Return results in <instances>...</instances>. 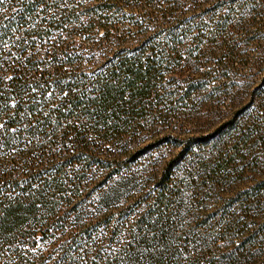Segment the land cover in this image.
Segmentation results:
<instances>
[{
  "label": "rangeland",
  "instance_id": "374dc122",
  "mask_svg": "<svg viewBox=\"0 0 264 264\" xmlns=\"http://www.w3.org/2000/svg\"><path fill=\"white\" fill-rule=\"evenodd\" d=\"M180 1L174 19H205L207 27L198 41L196 30L184 36L178 23L173 30L182 57L165 76L180 87L173 101L146 109L104 154L92 147L90 168L76 167L83 177L76 198L63 196L76 205L55 207L74 216L26 230L30 238L3 246L5 255L21 246L25 264H89L98 252L115 259L126 250L136 264L150 255L169 264H264V0ZM130 4L127 14L139 19ZM140 21L146 36L168 25ZM110 48L88 53L100 63Z\"/></svg>",
  "mask_w": 264,
  "mask_h": 264
},
{
  "label": "trees",
  "instance_id": "16d2710c",
  "mask_svg": "<svg viewBox=\"0 0 264 264\" xmlns=\"http://www.w3.org/2000/svg\"><path fill=\"white\" fill-rule=\"evenodd\" d=\"M128 4L141 12L139 19L127 14ZM180 5V0H0V264H25L27 250L20 246L5 255L2 248L27 238L26 230L36 234L46 219L74 216L73 209L55 207L60 201L76 205L70 199L83 181L76 167L90 168L92 147L97 157L104 154L146 109L173 101L180 87L174 76H165L182 58L175 53L181 41L173 30L178 24L184 36L196 30L192 38L198 41L207 27L205 19H174ZM141 17L168 25L146 36ZM138 34L143 41L135 48L123 46ZM106 44L113 49L98 63L88 51ZM65 154L71 156L61 162ZM102 218L109 223L113 214ZM136 257L126 250L109 259L101 251L89 264H136ZM169 260L150 255L144 264Z\"/></svg>",
  "mask_w": 264,
  "mask_h": 264
},
{
  "label": "snow or ice",
  "instance_id": "6c2138e0",
  "mask_svg": "<svg viewBox=\"0 0 264 264\" xmlns=\"http://www.w3.org/2000/svg\"><path fill=\"white\" fill-rule=\"evenodd\" d=\"M0 126H2V125H0Z\"/></svg>",
  "mask_w": 264,
  "mask_h": 264
}]
</instances>
